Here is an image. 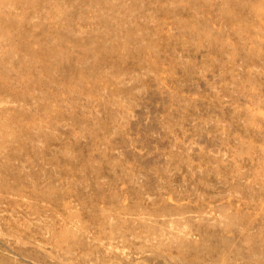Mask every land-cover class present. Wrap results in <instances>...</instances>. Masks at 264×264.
<instances>
[{
    "label": "rangeland",
    "instance_id": "rangeland-1",
    "mask_svg": "<svg viewBox=\"0 0 264 264\" xmlns=\"http://www.w3.org/2000/svg\"><path fill=\"white\" fill-rule=\"evenodd\" d=\"M0 264H264V0H0Z\"/></svg>",
    "mask_w": 264,
    "mask_h": 264
}]
</instances>
